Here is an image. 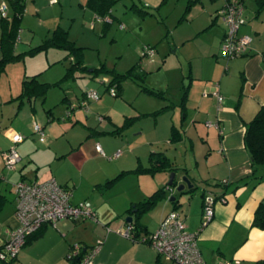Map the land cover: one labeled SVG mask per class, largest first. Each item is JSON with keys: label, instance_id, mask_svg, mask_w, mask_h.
I'll list each match as a JSON object with an SVG mask.
<instances>
[{"label": "crops", "instance_id": "1", "mask_svg": "<svg viewBox=\"0 0 264 264\" xmlns=\"http://www.w3.org/2000/svg\"><path fill=\"white\" fill-rule=\"evenodd\" d=\"M88 1L84 7L91 10L87 6ZM59 2L60 0L57 1V3ZM226 2L227 0H224L223 7ZM220 16V14L216 15L215 24ZM243 18L245 23L240 26L238 34L252 37L246 52L228 59L223 73L221 64L216 61V66L209 71H205L203 74L198 73L195 78L190 76V79H195L198 83L196 85L193 82L189 83L184 94L185 102L182 104V112L183 121L187 122L191 117L189 122H192L191 128L195 129V131L191 130L192 136H188V129L183 128L184 124H173L181 133V139L176 143L187 144V138L190 139V151L195 159V162L194 159L192 162L194 166L192 163H186L185 166L180 167L166 152L157 151L164 152L169 156L174 162V166L179 168L177 173L181 171V175H189L198 186L195 190L178 195L180 207L177 211L185 221L187 229L199 233L198 247L207 264L218 262H224L222 264H264V229L253 225L255 212L259 204L264 202V164L259 166L254 174L251 155L245 144L246 123L252 120L261 105L264 104V0H246ZM217 28L219 29L220 26ZM226 31L227 29L223 30L221 51ZM214 55L218 57V52ZM218 67L221 68L220 71L217 70ZM193 86L194 92L197 90L196 97L194 94L191 95ZM122 91L123 89L121 93ZM201 92H203L202 95ZM216 92H220L224 96V103L218 102ZM16 93L12 92L10 99L8 98L4 103L11 102L13 109L16 107L17 114L26 103L35 109L36 100L21 104L18 99L20 93L18 92V95ZM15 102H18L17 106L14 105ZM2 103L0 100V105ZM49 110L47 114L50 121L55 117V113L52 108ZM88 110L87 112L85 109V113H91L90 107ZM71 117L69 115L68 118L72 119ZM100 117L103 119L104 116L96 115L95 119ZM105 117L111 120L109 116ZM204 119L206 122H203ZM202 122L209 128L205 130L206 132L203 130ZM21 123H14L8 129L9 132L11 131L9 135L14 133L25 135L23 141L13 144L21 156L19 165L9 173L5 170L3 159L0 156V246L7 241L9 231L18 225L16 194L13 188L15 183H12L13 181L43 182L54 178L61 185L72 189L71 201L73 204L87 203L97 212L98 220L75 221L64 218L59 220L56 226L45 224L40 235L33 242L26 244L17 258L9 263L0 259V264H74V259L68 258L72 246L79 244L86 250L95 246L99 241L102 242L101 248L94 256V261L97 264L176 263L171 260L174 262L172 263L165 255L158 253L149 242L142 239L156 231L161 222L174 211L172 201L168 197L177 195V193L166 188V198L163 199L158 209L155 210L154 206V209L139 215L127 213L132 206L154 192L150 193L148 190L140 192L136 186H124L123 182L131 177L128 176L129 171L123 163L126 155L122 147H124L123 144L128 147V152L132 155L137 151L135 144L134 146L126 145L125 142L118 141L119 139L115 141L112 139L113 142L109 140L97 141L95 144L96 154L93 153V156H89L86 153L89 148L84 149L83 145L86 143L83 141L74 138L69 139L68 145L62 144L50 131L48 142H42L40 137L34 135L36 133L32 131L33 128L31 130ZM208 123H212V125L208 126ZM114 124L118 129L125 124V121L122 125ZM126 128L118 133L114 129L112 133L122 137ZM61 131L67 130L62 128ZM197 137L201 140V146L204 147L200 157H197L195 153L194 138L198 141ZM169 142L174 143L170 139ZM149 143V146L153 147V142ZM97 144L101 146L103 152L97 149ZM150 147L148 148L150 149ZM7 149L9 147H5V150ZM118 150L121 151L120 156L113 157ZM149 151L147 157L150 165V155L152 152H156V149ZM97 154L108 158L109 161H120L115 162L111 168L93 169L88 165L92 158L97 159ZM137 160L140 162L138 168L149 166L143 165L142 156L139 154ZM201 165H203L202 170L200 169ZM111 180H115V182L109 184ZM120 183L124 189L122 188L123 190L119 192H111V189ZM138 184L142 186L140 179H138ZM165 186L167 184L162 187ZM206 186L212 187L210 192L205 188ZM214 187H218L220 191L215 192ZM208 193L214 195L215 198L224 196L226 201L222 202L219 199V203L216 199L214 218L204 225L203 198ZM196 194H200V196H196ZM187 196L189 199H184ZM146 214L148 217L145 220ZM129 216L134 218L133 222L127 221ZM130 223H137L140 226L139 240H133L119 232ZM233 257L236 258L235 262ZM257 257L260 261L258 263Z\"/></svg>", "mask_w": 264, "mask_h": 264}, {"label": "rangeland", "instance_id": "2", "mask_svg": "<svg viewBox=\"0 0 264 264\" xmlns=\"http://www.w3.org/2000/svg\"><path fill=\"white\" fill-rule=\"evenodd\" d=\"M86 2L87 0H60L59 3L53 4L51 0H27L20 20L19 39L13 49V53L20 54V57L9 61L5 69L0 70V100L3 102V106L0 105V156L5 170L11 173L12 169L7 167L4 159V152L15 145L8 129L12 124L20 122L31 130L34 122L45 127L43 130L46 142L49 140L50 131L62 144L68 145L69 139L74 138L83 141L86 143L83 145L84 149L89 148L86 151L89 156L96 154L97 141L119 139L118 141H123L126 145L137 146V151L132 155L129 154L128 147L124 144L122 147L126 155L123 163L129 171L128 176L131 177L123 182L124 186H136L140 192L148 190L152 193L169 182L172 172H158L152 175L138 171V154L142 156L144 166L149 165L147 155L149 150L153 149L166 152L180 167L193 162L194 155L190 151L189 138L186 140L187 144L182 145L170 143L169 139L173 124H184L183 128L188 129L189 137L192 136L191 130L195 131L194 127L191 128L192 122H189L191 117L187 122L183 121L182 112L184 94L189 83H198L197 80L190 79V76L195 78L198 73L209 71L216 66V61L221 64L222 73L225 69L228 58L222 54L221 38L227 25L222 16L216 24L214 23L218 11L223 8L224 0H117L108 18L98 17L95 12L85 8ZM4 3L10 6L8 0H0V37L1 6ZM9 6L7 12L12 17V8ZM59 26L68 31L70 40L83 47L81 55L88 70L76 69L68 75L75 55L69 54L61 47L53 46L34 53L29 52L31 48L42 44ZM147 52L148 54L144 55ZM217 52L218 57L214 55ZM1 56L0 46V58ZM101 65H105L108 71H93ZM134 66L137 67V72H144L145 78L142 82H139L140 78L138 81L123 79V91L118 96L107 90V85L113 78L112 70L125 73ZM220 69L217 68L218 71ZM35 74H38L41 82L51 83L52 86L45 100L41 97L36 99L35 109L26 103L17 114L16 107L13 109L11 102H4L10 99L12 92H17V95L20 93L25 76ZM142 83L150 89L163 92V95L156 96L143 91ZM91 91L98 92L100 98L88 99L85 93ZM189 91L190 88L188 95ZM191 91V95H198L197 90L194 92V86ZM83 101H88V105L81 106ZM14 105L17 106L18 102ZM167 105L170 107L162 110ZM86 107L92 109L91 113H85ZM50 108L55 117L49 121L47 112ZM69 115L72 119L68 118ZM96 115L104 117L95 119ZM106 115L111 120L105 117ZM126 116L132 118V123L124 130L123 138L114 135L112 131L117 128L114 123L124 124ZM205 120L203 122H206ZM203 124V130H208L206 124ZM62 128L67 131H61ZM36 134L34 135L39 138V134ZM194 140L195 153L200 157L204 147L201 146L199 138L198 141L195 138ZM148 141L153 142V147L149 146ZM5 147L9 149L5 150ZM117 161L120 160L109 161L108 158L97 154V159L92 158L88 166L93 169L111 168ZM202 167L203 165L200 166L201 170ZM181 174V171L177 173L178 180ZM138 179L142 186L138 184ZM124 186L120 183L111 189V192H119ZM13 188L15 190V186ZM205 188L210 192L212 187ZM173 189L177 193V187ZM214 189L215 192L220 191L218 187ZM163 199L157 202L155 210ZM219 201L218 199L217 202ZM146 217L147 214L145 220ZM233 258L235 262L236 258ZM258 262L260 261L257 257ZM222 263L224 262L213 264Z\"/></svg>", "mask_w": 264, "mask_h": 264}, {"label": "built area", "instance_id": "3", "mask_svg": "<svg viewBox=\"0 0 264 264\" xmlns=\"http://www.w3.org/2000/svg\"><path fill=\"white\" fill-rule=\"evenodd\" d=\"M246 0H227L219 14L227 25V31L222 43L223 56L230 59L246 52L248 45L252 41L250 35L238 34L241 25L245 23L243 12ZM57 3V0H51ZM8 5L1 6L3 16L8 15ZM108 18V17H107ZM110 92L116 96V89L112 87ZM88 99H99L100 95L96 91L86 93ZM218 102L224 103L225 98L220 92L215 93ZM88 101H83L82 105L87 106ZM88 109V107H86ZM212 123H208V126ZM34 132L40 134V140L45 141L44 130L37 122H34ZM13 143L21 142L25 135L14 133L11 135ZM97 149L101 152V146L97 144ZM121 151L115 153L113 157L120 156ZM4 159L7 167L15 169L21 161V156L13 146L4 152ZM16 194V216L18 225L9 231V237L0 246V259H14L25 246L30 235L38 231L45 224L56 226L57 222L64 218L75 221L95 220L97 212L87 203L81 202L73 204L71 199L73 191L71 188L61 185L56 179L39 181L19 180L14 184ZM222 202L225 197L219 198ZM216 198L208 193L203 202V224H208L215 215L214 204ZM133 224L126 225L119 230L124 236L135 240ZM198 232L187 229L185 221L180 217L178 211H172L160 224L159 228L146 235L143 241L149 242L158 253L165 255L170 260L178 264H207L202 257L198 247ZM102 242L86 249L82 254V246L74 245L69 257L79 258L78 264H97L94 256L99 252ZM231 264V263H225Z\"/></svg>", "mask_w": 264, "mask_h": 264}, {"label": "trees", "instance_id": "4", "mask_svg": "<svg viewBox=\"0 0 264 264\" xmlns=\"http://www.w3.org/2000/svg\"><path fill=\"white\" fill-rule=\"evenodd\" d=\"M10 6L12 8V17L3 16L1 18V26H2V35L0 38V46L2 49V57L0 59V70L5 69L6 64L11 60H17L20 57V54H14L13 49L14 46L18 42L19 32L21 30L20 20L24 14L26 8L27 0H8ZM117 0H89L87 6L95 12L98 17L107 18L112 14L113 4ZM9 6V4H7ZM9 6V8H10ZM61 47L66 49L69 54H74V62L71 64L69 68L68 75H71L74 70H88V67L84 64L83 56L81 55L83 47L77 46L76 43L69 39L68 31L62 28L61 26L57 27L50 36H48L42 44L37 47H33L30 49V53L37 52L42 49H48L49 47ZM153 50V49H151ZM145 53L144 55H147ZM137 67L134 66L125 73L116 72V70H112L113 78L110 83L107 85V90H110L112 87L116 89V96L121 94L122 80L123 79H134L138 81V78L141 79L139 82H142L145 78L144 72H137ZM94 72H104L108 71L105 65H101L98 68L93 69ZM51 83L41 82L38 79V74L33 76H26L22 83V92L20 93L18 99L21 104L26 101L36 100L37 98L45 99L50 87ZM141 88L143 91L154 94L156 96H162L163 92L155 91L153 89L148 88L143 83L141 84ZM170 106V105H169ZM168 107V106H167ZM167 107H163L162 110H165ZM50 112V110H49ZM159 112V111H158ZM132 123V118L127 117L125 120V124L120 128L116 129L115 132H120L128 125ZM114 133V132H113ZM181 139L180 130L173 125L172 133L170 140L174 143L178 142ZM245 144L251 155L252 166L254 168V174L257 171V168L264 164V104L261 105L258 112L255 116L246 123V131H245ZM138 171L148 172L150 174H156L158 172H177L179 170L178 167L174 166V162L169 156H167L164 152H152L150 155V165L146 168H138ZM184 170V169H183ZM113 180L109 181L111 184ZM167 186L161 187L155 190L152 194L147 196L144 200L132 206L127 213L141 214L143 212H147L152 209L158 201L166 197ZM205 197V196H204ZM221 198V197H220ZM219 199V198H216ZM204 202V198H203ZM174 206V211H177L180 207L179 199H175L172 201ZM253 225L260 229H264V202H261L255 212V217L253 221ZM134 226V237L135 240H139V232L140 226L136 223ZM42 228L38 231L30 235L27 239L26 244L33 242L41 233ZM25 244V245H26ZM73 247V246H72ZM23 249V248H22ZM21 249V250H22ZM87 251L82 247V254ZM21 252V251H20ZM19 255V254H18ZM17 258V257H15ZM68 258L69 255H68ZM13 259L2 260L5 263H9ZM72 260V258H71ZM74 264L79 263V258L74 259Z\"/></svg>", "mask_w": 264, "mask_h": 264}, {"label": "water", "instance_id": "5", "mask_svg": "<svg viewBox=\"0 0 264 264\" xmlns=\"http://www.w3.org/2000/svg\"><path fill=\"white\" fill-rule=\"evenodd\" d=\"M177 172H172L169 182L167 183V189L174 190L173 187H177V195L170 197V200L173 201L178 198V195H181L189 190H195L198 188L196 183L193 182L189 175L185 174L181 176L180 181L177 179ZM211 194V193H210ZM134 218L132 216L127 217L128 222H133Z\"/></svg>", "mask_w": 264, "mask_h": 264}, {"label": "clouds", "instance_id": "6", "mask_svg": "<svg viewBox=\"0 0 264 264\" xmlns=\"http://www.w3.org/2000/svg\"><path fill=\"white\" fill-rule=\"evenodd\" d=\"M18 39H19V37H18Z\"/></svg>", "mask_w": 264, "mask_h": 264}]
</instances>
